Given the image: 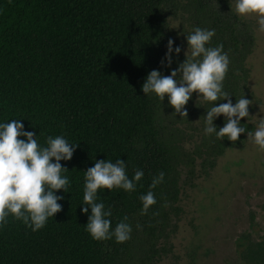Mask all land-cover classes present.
Here are the masks:
<instances>
[{"label": "trees", "instance_id": "16d2710c", "mask_svg": "<svg viewBox=\"0 0 264 264\" xmlns=\"http://www.w3.org/2000/svg\"><path fill=\"white\" fill-rule=\"evenodd\" d=\"M172 1L0 0V123L19 120L42 147L56 136L78 144L71 160L60 161L70 182L68 192L54 193L63 197L62 210L38 231L9 215L0 227V264H159L171 250L166 244L176 226L173 219L183 213L182 170L188 168L194 177L197 160L204 172L214 168L217 158L255 132L249 106V116L240 121L246 131L237 142L204 131L201 145L190 154L179 125L195 116L205 130L207 111L227 100L207 102L193 93L185 106L188 116L181 118L167 96L162 102L142 91L152 70L170 75L186 59L184 44L168 25L170 5L176 8ZM183 9L192 33L197 27L215 31L206 47L223 45L230 61L223 90L233 105L242 97L252 100L247 62L255 40L249 25L229 0H187ZM170 39L171 65L166 59ZM225 123L223 115L213 121L217 131ZM118 159L129 179L137 170L143 178L134 181L131 193L98 190L97 202L112 212L110 230L128 217L131 238L96 241L86 231L91 208L83 204L85 172L97 161ZM160 172L163 182L150 189ZM149 190L157 202L142 215L140 196ZM246 248L262 250L264 239Z\"/></svg>", "mask_w": 264, "mask_h": 264}, {"label": "clouds", "instance_id": "9594fccd", "mask_svg": "<svg viewBox=\"0 0 264 264\" xmlns=\"http://www.w3.org/2000/svg\"><path fill=\"white\" fill-rule=\"evenodd\" d=\"M235 11L241 17H255L259 30L264 32V0H236ZM215 35L214 30L195 28L186 36V59L170 75H162L152 70L142 86L147 95H155L163 102L167 96L169 104L181 118L187 117L186 105L193 93H197L207 102L227 100V103L215 104L207 111L205 118V135L215 133L217 138L235 143L240 134L246 131L241 126V119L249 116L251 100L240 98L233 105L231 95L223 90V82L229 70V58L223 52V45L206 47ZM173 41H168L166 59L172 63ZM190 49V56L188 50ZM181 49L175 48L176 54ZM223 115L226 123L217 131L213 124L215 118ZM260 150H264V119H261L254 133H247ZM26 137V140L20 139ZM34 132L24 131V125L13 119L0 123V227L8 223L11 215L23 221L32 231L45 227L48 219L62 210L58 203L63 199L54 193L63 189L68 192L69 179L62 175L68 171L62 167L61 160H71L78 144H70L63 136L48 137L47 146L42 147L35 139ZM53 158L55 162L53 161ZM123 160H100L85 173L83 204L91 208V215L86 224V231L96 241H107L115 238L117 243H124L131 238L132 227L128 217L120 221L114 231L111 229V210L105 211V205L98 203V190L120 188L134 192L136 183L143 178V172L137 170L133 179H129ZM164 180V173L154 177L150 189H154ZM135 181V182H134ZM142 215L148 214L151 206L156 204L153 191L141 195ZM88 207L82 211L88 212ZM158 214V213H154ZM139 228L140 226L137 225Z\"/></svg>", "mask_w": 264, "mask_h": 264}, {"label": "rangeland", "instance_id": "374dc122", "mask_svg": "<svg viewBox=\"0 0 264 264\" xmlns=\"http://www.w3.org/2000/svg\"><path fill=\"white\" fill-rule=\"evenodd\" d=\"M172 3L176 8L170 5L168 25L186 53V36L192 33V21L183 9L187 0ZM229 3L235 11L236 0ZM239 17L251 26L255 39L247 64L250 118L257 129L264 119V32L255 17ZM179 127L182 145L192 154L203 141L204 123L193 116L192 122ZM194 169V177L188 176V168L182 170L183 213L173 219L176 226L166 244L171 250L162 254L159 264H223V255L236 247L241 234L264 236V150L248 139L217 158L214 168L204 172L197 160Z\"/></svg>", "mask_w": 264, "mask_h": 264}, {"label": "flooded vegetation", "instance_id": "af4514ba", "mask_svg": "<svg viewBox=\"0 0 264 264\" xmlns=\"http://www.w3.org/2000/svg\"><path fill=\"white\" fill-rule=\"evenodd\" d=\"M241 20V19H240ZM248 24V23H247ZM249 25V24H248ZM249 29L252 33V28L249 25ZM253 35V34H252ZM254 37V36H253ZM255 40V39H254ZM264 236H259L255 234H241V236L236 240V247L229 253H225L222 259L223 264H264V249H248L251 243L260 244L263 243ZM251 254L252 258L248 257ZM256 255V256H255Z\"/></svg>", "mask_w": 264, "mask_h": 264}]
</instances>
